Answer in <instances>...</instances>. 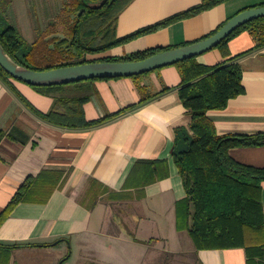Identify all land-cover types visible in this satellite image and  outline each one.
I'll return each instance as SVG.
<instances>
[{
  "label": "crops",
  "instance_id": "obj_1",
  "mask_svg": "<svg viewBox=\"0 0 264 264\" xmlns=\"http://www.w3.org/2000/svg\"><path fill=\"white\" fill-rule=\"evenodd\" d=\"M201 1L130 0L117 17L116 35L123 37ZM73 2L12 0L5 12L0 9V26L12 25L37 50L62 49L58 41L70 36L63 23L75 20ZM263 3L226 0L85 57L101 61L150 47H180L201 40L239 11ZM255 43L243 30L228 41L226 53L214 47L196 56L199 63L215 65L248 50L237 60L244 93L231 98L225 108L207 112L218 135L264 131V46L253 48ZM61 57L50 60L58 63ZM12 81L26 102L0 79V213L27 177L47 172L59 182L47 201L19 202L0 224V264H247L244 248L197 250L187 230L177 228L176 203L186 190L172 147L176 129L190 131L191 122L179 97L177 66L137 77L50 86ZM55 97L67 98L69 110L75 104L85 121H106L66 128L29 108L48 112ZM229 155L264 167V145L232 147ZM150 171L155 178L143 181ZM260 184L264 211V180ZM20 243L34 245L8 246Z\"/></svg>",
  "mask_w": 264,
  "mask_h": 264
},
{
  "label": "trees",
  "instance_id": "obj_2",
  "mask_svg": "<svg viewBox=\"0 0 264 264\" xmlns=\"http://www.w3.org/2000/svg\"><path fill=\"white\" fill-rule=\"evenodd\" d=\"M11 1L0 0V9L5 12ZM225 1L202 0L188 9L118 37L115 32L117 17L130 0H75L74 8L71 7L75 13L74 22L63 23L70 36L58 41V46L62 48V52L55 56L62 55L58 63L48 60L44 64L41 62L44 54L41 58L37 56L34 64H31L29 53L31 50L37 51V46L29 45L10 24L0 26V43L10 57L31 69L45 70L74 65L92 61L86 59L87 53L106 51ZM67 10L68 8L63 14H67ZM226 21L202 39L215 33ZM243 30H248L255 38L253 48L264 46V17H259L236 28L216 48L226 53L228 41ZM170 48L173 46L150 47L121 57L108 56L99 60H139ZM247 52L248 50L230 56L215 65L199 63L196 56L173 64L177 66L181 77L179 97L191 115L190 131L184 127L177 128L172 147L173 159L186 190V196L176 203V224L178 229L187 230L197 250L241 247L245 250L247 264H264V211L260 184L264 180V167L237 162L229 155L232 147L264 145V131L218 135L207 114L209 110L225 108L231 98L244 93L242 68L237 60ZM0 79L26 102L13 84L14 78L1 67ZM168 89L166 87L164 90ZM145 100L146 98H142L141 102ZM68 101L65 97L56 98L52 108L45 113L31 105L29 108L43 120L66 128L90 127L106 121L107 117L97 121H85L81 110L75 104L72 109H68ZM133 107L131 105L125 110ZM140 163L134 165L136 169ZM134 166L131 173L134 172ZM154 178L155 175L150 171L146 172L142 180L150 182ZM58 182L59 179L48 176L47 172L36 177H27L0 213V224L19 202L34 199L47 201ZM15 245L34 244L8 246ZM0 246H4L3 243Z\"/></svg>",
  "mask_w": 264,
  "mask_h": 264
},
{
  "label": "water",
  "instance_id": "obj_3",
  "mask_svg": "<svg viewBox=\"0 0 264 264\" xmlns=\"http://www.w3.org/2000/svg\"><path fill=\"white\" fill-rule=\"evenodd\" d=\"M264 17V5L250 7L230 17L215 33L192 43L162 50L139 60L88 61L74 65L35 70L16 62L0 43V67L17 80L35 86L65 84L94 78H114L146 73L171 65L216 47L224 38L241 25Z\"/></svg>",
  "mask_w": 264,
  "mask_h": 264
},
{
  "label": "rangeland",
  "instance_id": "obj_4",
  "mask_svg": "<svg viewBox=\"0 0 264 264\" xmlns=\"http://www.w3.org/2000/svg\"><path fill=\"white\" fill-rule=\"evenodd\" d=\"M59 37H62V36H59ZM29 45H32L31 43L27 42ZM50 49H45V48H42L40 50H31L30 53H29V58L31 59L30 60V63L31 64H34L33 61L34 59L38 58L37 56H43L44 54V60L45 62H48V60L52 59L53 57H55L57 54L61 53V49H55V50H52V51H49ZM48 52V53H47ZM39 53V54H38ZM66 55V54H65ZM188 239H189V236H188Z\"/></svg>",
  "mask_w": 264,
  "mask_h": 264
}]
</instances>
